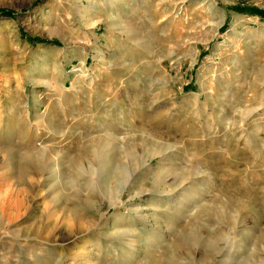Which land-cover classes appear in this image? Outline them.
Listing matches in <instances>:
<instances>
[{
    "label": "rangeland",
    "instance_id": "obj_1",
    "mask_svg": "<svg viewBox=\"0 0 264 264\" xmlns=\"http://www.w3.org/2000/svg\"><path fill=\"white\" fill-rule=\"evenodd\" d=\"M264 0H0V264H264Z\"/></svg>",
    "mask_w": 264,
    "mask_h": 264
},
{
    "label": "trees",
    "instance_id": "obj_2",
    "mask_svg": "<svg viewBox=\"0 0 264 264\" xmlns=\"http://www.w3.org/2000/svg\"><path fill=\"white\" fill-rule=\"evenodd\" d=\"M258 13L264 15V11H262V12H258Z\"/></svg>",
    "mask_w": 264,
    "mask_h": 264
}]
</instances>
